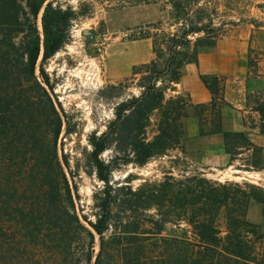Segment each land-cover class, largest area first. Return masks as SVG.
<instances>
[{"label":"trees","instance_id":"1","mask_svg":"<svg viewBox=\"0 0 264 264\" xmlns=\"http://www.w3.org/2000/svg\"><path fill=\"white\" fill-rule=\"evenodd\" d=\"M47 1L0 0V214L4 198L8 216L15 214L18 222L29 226L36 241L41 240V235L47 240L52 264H80L83 256L90 264L94 236L76 213L73 190L58 154L64 121L51 97L49 91L53 87L44 71L45 63L69 42L72 21L78 15H86L88 9L79 13ZM165 1L168 25L177 28L178 20H182V27L172 32L160 23L150 26L154 31L146 37L152 40L154 59L142 66L143 73L136 83L141 89L139 95L117 104L106 129L89 137L88 160L101 182L100 190L93 195L95 221L83 217L100 239L93 264H104L103 258L114 255L119 258L117 264H252L247 235L257 227L245 217L248 200L239 186L213 184L201 175L145 182L137 189L123 184L114 186L112 180V172L120 161L142 165L178 145L184 138L183 120L190 108L201 110L200 115L194 113L199 135L221 134L231 161L238 144L254 154L262 150L246 133L222 130L220 106L226 103L222 97L220 106L216 102L223 90L218 77L200 75L211 94L209 104L193 105L184 96L166 99L167 89L174 90L173 85L179 83L182 68L198 63L199 49L213 47L221 28L215 26L206 7L192 9L191 3L197 5V0ZM42 8L43 53L37 76L41 51L37 21ZM190 11H194L193 19ZM202 33L203 36L195 37ZM207 109L208 119L203 116ZM257 110L263 117L264 108L258 106ZM155 112L158 127L149 139L146 129ZM261 131L264 132L263 122ZM109 149L121 152L123 157L115 155L103 160L101 154ZM254 200L260 201L257 197ZM152 206L157 207L158 213H140ZM222 209L228 210L224 237L219 225ZM172 218L186 220L193 228L195 241L175 240V258L158 262L148 254L145 234L158 238L164 224ZM144 224L151 226V232L143 229ZM83 233L90 242L89 249H82L80 254L75 243Z\"/></svg>","mask_w":264,"mask_h":264},{"label":"rangeland","instance_id":"2","mask_svg":"<svg viewBox=\"0 0 264 264\" xmlns=\"http://www.w3.org/2000/svg\"><path fill=\"white\" fill-rule=\"evenodd\" d=\"M49 1L63 8L71 7L79 13L86 7L88 9L86 15H78L72 21L69 42L45 63L44 71L48 74L53 87L49 92L64 121L57 144L58 154L73 190L76 213L81 223L94 236L90 261V264H93L99 251L100 239L87 221H95L93 195L100 190L101 182L96 178L88 160V154L91 152L89 137L94 132L99 135L106 129V125L114 117L113 109L117 104L139 95L141 89L136 83L143 73L142 66L154 59L152 40L146 37L149 31L151 33L154 31L150 26L160 23L166 31L174 32L175 29L182 27V20H178L177 28L168 25L167 11L164 10L167 7L165 0L147 2L48 0L47 2ZM196 4L191 3L193 10L197 6L206 7L207 14H211L215 26L221 28L220 36L215 44L223 38L235 39L248 35L256 37L259 32H264V4L261 0H197ZM42 12L43 8L37 21L41 36V51L35 71L37 76H40L39 69L43 53ZM189 15L193 19L194 11H190ZM202 22L206 23V19ZM203 35L202 33L195 37ZM213 47L200 48L198 56ZM251 61L254 62L252 57ZM187 65L182 68L179 82L187 76L186 83L192 88L195 85L192 80L198 79L193 76L194 73L187 74L185 68ZM134 72L138 73L134 74ZM198 82L203 84L200 78ZM219 82L222 85L220 79ZM177 84L173 85L174 90L167 89L166 99L184 96L188 97L193 105L198 104L192 102L187 92H177ZM220 97L221 95L217 96L216 100L218 106H220ZM250 98L251 103L258 100L253 97V94ZM259 106L264 108V97ZM188 112V117L183 120L185 134L181 142L168 150L165 155L152 158L142 165L125 164L120 161L118 168L112 172L114 186L123 184L137 189L145 182L159 183L166 178L180 180L194 175H201L213 184L221 183L233 188L239 186L246 193L245 199L248 200L245 217L257 227L251 229L253 232L247 235L250 258L252 264H264V148L254 154L253 150L238 144L234 148L237 153L234 160L231 161L230 158L228 163L225 160L221 161L215 151L219 143L210 140L207 137L209 135H199V122L194 113L200 115L201 110L190 108ZM203 113V116H207L208 119L210 110L207 109ZM157 117L155 112L146 129L149 139L156 134ZM115 155L123 157L121 152L109 149L101 154V158L108 161ZM63 156L67 164L63 161ZM253 196L260 201L254 200ZM4 201L5 199L2 198L0 264H52L51 250L47 240L41 235V240L36 241L29 226L24 227L18 222L15 214L8 216L7 212H4ZM227 212V209H222L219 216L222 237L227 231ZM140 213L149 216L158 211L157 207L152 206L146 210H140ZM83 217H86L87 221ZM142 227L146 229L145 231L151 232L149 224H144ZM42 234H44L43 231ZM145 236L148 238L145 241L148 254L155 256L158 262L164 263L175 258V240L195 241L192 226L186 220H177V218H172L170 222L164 224L158 238H151L148 233ZM81 237L82 239L75 243L80 254L82 249L86 251L89 249L90 242L87 234L83 233ZM86 259L85 256L81 257L80 264H87ZM118 259L114 255L113 258H103V262L117 264Z\"/></svg>","mask_w":264,"mask_h":264},{"label":"crops","instance_id":"3","mask_svg":"<svg viewBox=\"0 0 264 264\" xmlns=\"http://www.w3.org/2000/svg\"><path fill=\"white\" fill-rule=\"evenodd\" d=\"M185 68L188 75L194 73L192 75L198 80L200 75L212 74L222 81L221 97L226 103L221 107L222 130L244 132L254 145L264 148V132L261 131L264 116L257 110L264 97V32H259L256 37L219 39L211 50L198 56L197 64H188ZM185 78L188 77L177 84V92H187L194 103L209 104L211 94L205 85L193 79L195 85L190 88ZM252 94L258 100L251 103ZM207 137L219 143L216 154L228 163L230 156L225 151L222 135Z\"/></svg>","mask_w":264,"mask_h":264},{"label":"built area","instance_id":"4","mask_svg":"<svg viewBox=\"0 0 264 264\" xmlns=\"http://www.w3.org/2000/svg\"><path fill=\"white\" fill-rule=\"evenodd\" d=\"M262 2H263V4H264V0H261Z\"/></svg>","mask_w":264,"mask_h":264}]
</instances>
